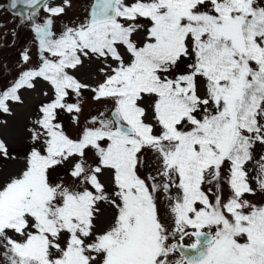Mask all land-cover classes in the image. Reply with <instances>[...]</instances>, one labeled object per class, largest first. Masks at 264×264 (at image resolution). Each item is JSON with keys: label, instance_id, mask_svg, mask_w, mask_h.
<instances>
[{"label": "snow or ice", "instance_id": "snow-or-ice-1", "mask_svg": "<svg viewBox=\"0 0 264 264\" xmlns=\"http://www.w3.org/2000/svg\"><path fill=\"white\" fill-rule=\"evenodd\" d=\"M71 7L0 4L37 56L18 51L0 114L44 97L23 157L0 136V161H22L0 181V264H264V204L246 198L264 193V0H89L63 21Z\"/></svg>", "mask_w": 264, "mask_h": 264}, {"label": "rangeland", "instance_id": "rangeland-1", "mask_svg": "<svg viewBox=\"0 0 264 264\" xmlns=\"http://www.w3.org/2000/svg\"><path fill=\"white\" fill-rule=\"evenodd\" d=\"M59 2V0H56ZM89 0H72V7L67 10L66 15L61 19L63 21H71L77 17L83 19L86 15V6L88 5ZM0 4H6V0H0ZM41 15L43 13L41 12ZM59 21H57V26L59 27ZM15 30V36L12 35V31ZM33 33L30 30V25L28 23H21L18 16L12 15L7 11L6 8L0 9V87L6 86V79H11L14 77L18 71L22 70L20 67H17V62L19 60L18 51L26 43L29 47L32 48V64L37 63V56L35 55V47L32 44ZM26 67V66H25ZM94 73V68L85 66L84 69H81L80 76L85 79L86 82H91L88 80V77ZM41 87L46 88L47 85L43 81L37 82V91ZM24 96L25 103L23 105H13V110L15 115L5 116L0 114V118L7 119L8 125L6 127L0 128V136H2L9 145V150L11 153H14L17 157H23L26 150L29 147L28 144V133L26 132V126L28 124L29 118L34 113L37 104L44 99L43 96H39L37 92L24 91L22 93ZM86 95H90L86 93ZM100 105L98 104H85L84 113L88 114L91 112L95 114L97 108ZM61 120H63L66 131L72 135L76 136L80 131L79 128L75 127L71 122V116L67 113L60 114ZM84 122V115L81 116V124ZM255 152L257 154L264 153V146L257 145ZM92 153H89L91 156ZM149 158V170L151 171L155 168V162L151 159V153H148ZM22 166V161L17 159L0 161V181L7 180V178L14 174ZM69 165H64L57 167L51 173V178L55 180L58 176L63 175L65 168ZM248 169L250 170V175H254L251 172L253 164H249ZM225 193L227 196V186L225 185ZM255 187V184H253ZM250 201L256 204H264V193L257 191L256 195H249L246 197ZM163 199V198H162ZM167 201L165 200V203ZM164 205L161 206V212L163 214ZM111 215V209L105 208L104 214L101 216L100 220L97 222L98 227L103 228L107 219ZM193 242L192 238H186L184 244L188 245Z\"/></svg>", "mask_w": 264, "mask_h": 264}, {"label": "water", "instance_id": "water-1", "mask_svg": "<svg viewBox=\"0 0 264 264\" xmlns=\"http://www.w3.org/2000/svg\"><path fill=\"white\" fill-rule=\"evenodd\" d=\"M8 3V0H6V4ZM7 9V8H6ZM7 11L9 12V13H11L12 15H14V11L15 10H11V9H7ZM16 16V15H15Z\"/></svg>", "mask_w": 264, "mask_h": 264}]
</instances>
